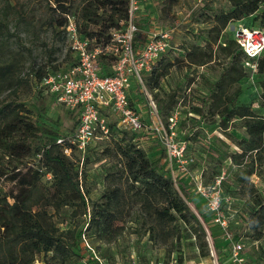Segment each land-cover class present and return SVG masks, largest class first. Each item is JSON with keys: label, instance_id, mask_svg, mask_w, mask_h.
Here are the masks:
<instances>
[{"label": "trees", "instance_id": "trees-1", "mask_svg": "<svg viewBox=\"0 0 264 264\" xmlns=\"http://www.w3.org/2000/svg\"><path fill=\"white\" fill-rule=\"evenodd\" d=\"M128 1L80 0L75 15L78 31L93 43L107 42L110 30L122 26L126 20ZM227 1L230 4L227 10L206 15L205 21L209 27L202 30L203 43L187 47L182 59L189 66L218 65L216 79L208 80L202 75L206 91L196 102L189 104V111L205 122H218L224 131L234 120L244 128L246 136L229 133L238 148L229 157L237 166L235 180L240 195L245 198L244 227L230 240L247 236L251 241H259L264 238V191L251 183L250 176L264 174V113H257L250 105L238 102V97L242 92L240 80L248 73L246 60H255L257 72L264 75V51L256 58H249L235 40L233 42L223 37L222 31L230 21L250 16L258 18V25L248 21L246 24L264 26V0ZM47 3L51 25L64 32L66 15L71 14L73 0H47ZM3 24L0 17V28ZM111 63L110 58L102 57V72H108ZM168 64L170 60L165 56L154 63L149 71L151 89L159 88L160 80L168 72ZM10 70V65H0V79ZM46 73L38 68L37 79L41 81ZM189 78L192 80V77ZM260 87L264 102V79ZM177 95L172 90L165 102L156 99L157 110L163 113L161 115L159 112L165 121L177 103ZM0 114V179L13 183L9 190L0 185V264H33L37 260L42 264H73V246L79 243L80 235L78 241L72 235L70 240L66 232L60 231L49 211L59 210L63 206L83 209L87 214L86 229L95 239L116 240L122 232L117 223L119 207L125 197L121 187L107 184L99 198L90 201L86 197L88 191L83 189L82 170L75 159L77 152L73 150L71 156L63 152L62 146L56 143L57 131L38 126L30 118L31 110L23 103L0 111ZM109 124V136L123 159L129 195L155 221V225L148 227L149 232L154 234L157 225L170 223L175 242L180 245L181 239L192 238L187 245L195 246L199 256L210 255V242L204 223L207 225V221L200 214L199 206H196V210L202 218L190 207L188 201H191V196L186 181L183 178L174 179L168 170L160 166L159 159H150L146 151L135 143V132L118 129L114 123ZM41 134L45 136L42 143L32 144V139ZM92 147L88 146L86 150ZM38 152L41 157L35 159ZM29 160L35 165H29ZM46 173H50L49 178ZM223 182L224 179L221 186ZM245 228L248 231H244ZM207 229L209 231V225ZM212 245L218 264H221L220 255L222 252L228 254L229 249L224 243L214 240ZM177 252L178 263H181L180 246Z\"/></svg>", "mask_w": 264, "mask_h": 264}, {"label": "rangeland", "instance_id": "rangeland-1", "mask_svg": "<svg viewBox=\"0 0 264 264\" xmlns=\"http://www.w3.org/2000/svg\"><path fill=\"white\" fill-rule=\"evenodd\" d=\"M137 1L139 4L135 15L138 26L135 37L137 44L144 41L148 31L167 32L169 48L162 56L168 57L170 64L166 76L160 80L159 88L149 87V71L143 73L142 85L139 86L133 80L128 91L129 101L133 106L136 104L141 116L148 121L151 101L158 108L156 99L165 102L172 90L178 93L177 103L170 113L177 115L175 139L185 144L186 168L182 170L175 167L173 173L175 179L183 178L186 181L191 196V201H188L190 207L205 218L210 234L214 232L210 235L209 242L212 243L214 240L224 243L225 247L230 249L231 243L235 241L230 240L231 237L244 227L242 216L245 198L240 195L235 180L237 166L229 157L231 152L238 149L229 133L239 137L246 136V133L243 127L236 124L237 120L224 131L218 122H205L200 116L189 111V104L196 102L206 91L202 75L208 80L216 79L218 65L210 63L195 67L187 65L182 59L187 47L203 43V31L209 27V23L205 21L206 15L225 11L230 4L227 0ZM79 3L80 0H73L71 14L74 16ZM49 14L47 0H0V17L4 21L0 28V65H10L11 68L10 72L0 79V111L23 103L31 110L30 118L38 126L57 131L58 136L72 131L78 112L56 101L37 79L38 68L43 72L62 69L72 59L73 54L64 32L51 25ZM251 18L252 16L241 19L240 22L248 21L252 25H258V18L250 20ZM235 25L236 22H231L222 31L223 37L233 42L232 26ZM247 71V75L240 80L242 92L238 102L250 105L257 113H264L260 87L264 75L258 73L257 68L252 69L248 65ZM189 77H192V80ZM103 114L110 123L116 121L112 113L105 111ZM44 137L41 134L31 142L39 145ZM134 141L146 151L150 159H159L160 166L171 173L166 150L155 133L150 130L135 131ZM91 145L93 147L85 153L75 154L78 166L82 170L83 189L88 191L86 197L91 201L99 198L107 184L121 187L125 197L119 207L117 223L121 226L122 232L114 241H99L86 229L87 214L80 207L63 206L56 211L50 209L54 222L60 231L67 233L70 240L75 237L78 241L80 235L79 243L73 246V264H100L99 259L91 257L83 244L82 232H85V239L94 247L98 257L111 263L171 264L170 260L174 259L176 262L172 264H176L180 246L183 260H186L187 264H214V257L211 254L199 256L195 246L187 245L192 238L181 239L180 245L175 242L170 223L157 225L154 234L149 232L148 227L151 224L155 225V221L146 215L138 203L132 201L127 190L123 159L117 152L114 140L110 136L103 137ZM221 173H224L222 189L225 190V196H229L227 201L223 199L221 205V211L227 216L228 222L224 229L213 219L206 199L195 190L196 180L212 184L215 177ZM250 181L264 191V174H253ZM0 185L5 190L13 187L12 182L4 179H0ZM196 206H199L200 214ZM204 223L207 228L206 222ZM244 231L248 229L245 228ZM237 240L243 245V254L254 263L260 264L261 256H264V238L251 241L244 236ZM49 255L50 253L47 257ZM229 260V255L222 252L220 263L228 264ZM33 264L42 262L37 260Z\"/></svg>", "mask_w": 264, "mask_h": 264}, {"label": "built area", "instance_id": "built-area-1", "mask_svg": "<svg viewBox=\"0 0 264 264\" xmlns=\"http://www.w3.org/2000/svg\"><path fill=\"white\" fill-rule=\"evenodd\" d=\"M138 9V1L129 0L126 20L122 26L112 28L109 40L103 43H93L84 38L78 31L75 16L67 14V23L63 29L73 53L72 60L62 69L48 71L40 83L56 101L78 112L72 131L56 137V143L62 146L66 155L71 156L73 150L84 153L95 140L109 136L110 122L103 114L108 111L115 115L116 121L112 123L118 129L132 132L150 130L157 135L166 150L171 175L175 179L174 168L182 170L186 168L185 144L175 139L176 113H171L165 121L151 101L150 117L145 121L139 111L130 104L128 97L132 81L135 80L142 85L143 73L151 71L154 63L169 48L168 33L159 30L148 31L143 44L137 45L135 37L138 26L135 15ZM231 22H236V25L232 26V37L247 57L256 58L264 51V26H249L240 20L229 23ZM102 57L112 60L108 72H102L100 65ZM245 64L256 69L255 60L252 62L246 60ZM40 157L41 153L38 152L35 159ZM28 164L35 165L30 160ZM46 177L49 178L50 173H46ZM223 179L224 173L215 177L212 184H205L198 179L195 182V190L206 199L213 219L224 229L228 222L227 216L221 211V205L223 199L227 201L229 196H225L222 190ZM205 229L209 241V231L206 227ZM85 238V232H82L81 239L91 257L98 258L100 264H116L98 257L94 247ZM242 250L243 245L239 240L231 243L228 251L230 263L256 264L249 260ZM210 254L214 257V264H218L211 242ZM174 262H176L174 259L170 260L171 264ZM260 264H264V257L261 258Z\"/></svg>", "mask_w": 264, "mask_h": 264}, {"label": "crops", "instance_id": "crops-1", "mask_svg": "<svg viewBox=\"0 0 264 264\" xmlns=\"http://www.w3.org/2000/svg\"><path fill=\"white\" fill-rule=\"evenodd\" d=\"M146 38V37H145ZM137 43V42H136ZM143 44V42L141 43V44H137V45H142ZM133 82V81H132ZM132 86V85H131ZM129 97V96H128ZM134 107L136 108V104L134 105ZM137 109V108H136ZM138 110V109H137ZM139 111V110H138ZM145 119V118H144ZM149 119V118H148ZM198 251V250H197ZM229 263H230V260H229ZM228 263V264H229ZM176 264H187V262H186V260H183V262H181V263H176ZM200 264V263H199ZM231 264V263H230Z\"/></svg>", "mask_w": 264, "mask_h": 264}, {"label": "water", "instance_id": "water-1", "mask_svg": "<svg viewBox=\"0 0 264 264\" xmlns=\"http://www.w3.org/2000/svg\"><path fill=\"white\" fill-rule=\"evenodd\" d=\"M195 212V211H194ZM196 213V212H195ZM197 214V213H196Z\"/></svg>", "mask_w": 264, "mask_h": 264}]
</instances>
